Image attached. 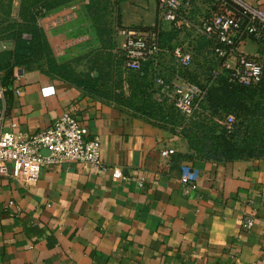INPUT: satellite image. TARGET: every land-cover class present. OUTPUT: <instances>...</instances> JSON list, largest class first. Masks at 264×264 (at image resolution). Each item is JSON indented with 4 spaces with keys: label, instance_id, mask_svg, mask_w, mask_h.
I'll return each instance as SVG.
<instances>
[{
    "label": "crops",
    "instance_id": "0c3cea01",
    "mask_svg": "<svg viewBox=\"0 0 264 264\" xmlns=\"http://www.w3.org/2000/svg\"><path fill=\"white\" fill-rule=\"evenodd\" d=\"M13 78L5 130L26 139L72 112L102 164H49L34 186L0 176V264H264V158L190 159L186 142L113 100L38 69ZM184 164L200 171L195 189Z\"/></svg>",
    "mask_w": 264,
    "mask_h": 264
},
{
    "label": "built area",
    "instance_id": "2783aa9c",
    "mask_svg": "<svg viewBox=\"0 0 264 264\" xmlns=\"http://www.w3.org/2000/svg\"><path fill=\"white\" fill-rule=\"evenodd\" d=\"M121 32L123 68L146 70L156 101L166 100L186 118L201 113L210 88L222 77L240 86L257 85L264 77V12L246 0H156L152 26ZM248 43L256 44L255 53L242 50ZM5 91L0 88V176L34 186L49 164H102L100 140L72 112L26 139L5 130ZM174 152L165 149L162 155ZM113 176L121 177L122 171L114 169ZM199 178V169L181 166L183 186L195 189Z\"/></svg>",
    "mask_w": 264,
    "mask_h": 264
},
{
    "label": "rangeland",
    "instance_id": "374dc122",
    "mask_svg": "<svg viewBox=\"0 0 264 264\" xmlns=\"http://www.w3.org/2000/svg\"><path fill=\"white\" fill-rule=\"evenodd\" d=\"M155 17L154 0H0V88L11 80L6 75L13 61L14 32L38 29L43 34L40 47L27 54L28 65L20 68L53 74L58 64L61 75L71 78L99 76L100 90L118 96L129 110L143 108V94H136L132 72L123 68L121 31L152 26ZM242 50L255 53L256 44L248 43ZM148 84L147 98L156 102L155 87ZM218 98L207 114L162 126L187 143L190 159L204 158L201 147L208 152L215 146L224 150L223 160L264 158V81L256 90ZM158 106L171 111L167 104Z\"/></svg>",
    "mask_w": 264,
    "mask_h": 264
},
{
    "label": "trees",
    "instance_id": "16d2710c",
    "mask_svg": "<svg viewBox=\"0 0 264 264\" xmlns=\"http://www.w3.org/2000/svg\"><path fill=\"white\" fill-rule=\"evenodd\" d=\"M52 6H54V4L49 6V8H51ZM26 35L28 37H26ZM42 37H43V34L38 29H35V30L32 29L31 31H28V33L21 31V30H17L16 32H14L15 48H14L13 53L10 56L13 61H10L9 71L7 72V75H6L7 78L9 76H11V80L5 88L7 92L9 90L12 91L13 87H14L13 86V84H14L13 76L15 73L14 68H20L22 66L28 65V62L26 60L27 54L30 56V55L35 53V49L36 48L38 49V47H40V43H41L40 39ZM35 44H36V46H35ZM7 65H8V63H7ZM31 69H34V68H29L27 70H31ZM61 69H62V66L55 64V70L53 71V74H49V75L61 76L62 79L67 80V81L77 85L78 87L83 88L85 91H87L88 93H90L92 95H96L99 97H103V98L113 100V101L117 102L118 104L125 107V105L121 102V100L118 96L113 97L110 94H107L104 91L100 90L99 82H98L99 78H100L99 76L95 77V76H92L89 74L86 77L71 78V75H68V76L63 75V74L61 75V73H62ZM131 75H133L135 78L134 79V81H135L134 87L136 89V94H138V95L143 94L142 99L144 101V104H143L144 106H142L143 108L131 109L132 112L139 114L145 118H150L152 120L157 119V120H159L161 125H163L165 127H168V125L175 124L176 123L175 119L179 120V122L187 121V118L182 116L166 100H163L162 102L156 101L157 103H159V104H157L156 102L151 101L147 98L148 97L147 86L149 85L148 83L150 81L148 80L146 70L141 72V73H131ZM263 81H264V77L262 78L260 83H258L257 85L240 86V85L230 84L227 82L226 79H224L222 77L216 85H214L212 88H210V90L206 96L205 103L203 104V106L201 108V113H199V114H201V116L204 114H207V112L210 111V109H212L216 105V98L217 97H219L217 101L221 100L224 97H233V96L237 97L243 91H252V90L258 89V86ZM262 92L263 91H261V93ZM166 104L169 105V107L171 108V111L162 110L158 106V105H166ZM199 114H194L193 116H196ZM194 123H196V122H194ZM191 147H192V145H191ZM193 147H194V145H193ZM206 150H207L206 148L201 147V154L202 153L206 154L205 157L201 158V159L213 160V161H218V162L244 159V158L238 157L237 159H233V160H223L222 158H224L225 152H224V150H222L221 148H219L217 146L208 150V152H206Z\"/></svg>",
    "mask_w": 264,
    "mask_h": 264
},
{
    "label": "water",
    "instance_id": "95a60500",
    "mask_svg": "<svg viewBox=\"0 0 264 264\" xmlns=\"http://www.w3.org/2000/svg\"><path fill=\"white\" fill-rule=\"evenodd\" d=\"M46 152V154H48V151H43V153Z\"/></svg>",
    "mask_w": 264,
    "mask_h": 264
}]
</instances>
